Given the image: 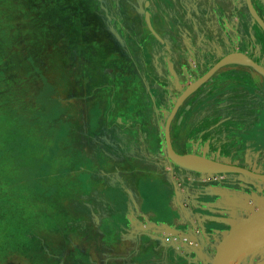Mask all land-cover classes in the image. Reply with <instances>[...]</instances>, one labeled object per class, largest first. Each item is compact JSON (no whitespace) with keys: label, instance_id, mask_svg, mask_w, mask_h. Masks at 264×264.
Instances as JSON below:
<instances>
[{"label":"crops","instance_id":"obj_1","mask_svg":"<svg viewBox=\"0 0 264 264\" xmlns=\"http://www.w3.org/2000/svg\"><path fill=\"white\" fill-rule=\"evenodd\" d=\"M156 2L161 8L147 7L146 43L131 39L118 60L99 66L106 81L82 91L86 153L74 174L82 199L97 202L82 200L74 206L81 214L64 220L42 214L44 231H32L27 212L47 210L34 200L52 193L43 173L12 186L0 201V264H213L218 245L203 246L202 236L218 223V196L226 207L239 187L264 194L260 47L246 42L236 52L235 36L249 29L210 2L185 18ZM176 96L185 98L168 142ZM17 159L31 161L24 151Z\"/></svg>","mask_w":264,"mask_h":264},{"label":"rangeland","instance_id":"obj_2","mask_svg":"<svg viewBox=\"0 0 264 264\" xmlns=\"http://www.w3.org/2000/svg\"><path fill=\"white\" fill-rule=\"evenodd\" d=\"M165 1L166 9L182 18L208 2L215 10L228 11L235 20L231 25L249 29L247 36H235V51H243L247 42L258 45L264 58V31L246 0ZM148 3L161 8L152 0H0V201L8 198L12 186L34 180L30 177L40 173L43 189L52 193L34 200L47 210L31 207L25 217L30 230L44 231L38 222L42 214L64 220L81 214L74 206L79 207L82 200L97 202L96 197L82 199L81 177L74 174L86 153L82 91L87 81H106L98 74L99 66L118 60L120 54L115 53L125 50L131 39L137 38L139 45L146 43ZM252 3L256 13L263 15L264 0ZM186 21L192 26L202 22L201 18ZM133 25L141 32L137 36ZM177 97L171 100V112ZM22 151L31 160L24 167L16 160ZM237 190L226 207L222 206L226 196H218V223L203 228V246L210 240L219 246L241 221L264 211V194L253 189L245 194L243 187ZM237 256L229 257L228 264H264L263 250Z\"/></svg>","mask_w":264,"mask_h":264},{"label":"water","instance_id":"obj_3","mask_svg":"<svg viewBox=\"0 0 264 264\" xmlns=\"http://www.w3.org/2000/svg\"><path fill=\"white\" fill-rule=\"evenodd\" d=\"M248 9L252 15V17L255 19V21L259 24V26L264 31V20L261 18L259 14L256 13L252 0H246ZM250 63L253 66H256V64L250 60ZM185 98V96H182L179 102L174 107L173 112L171 113L170 117L168 118L166 122V138L167 141L170 142V125L172 122V119L174 118L181 101ZM264 229V211L258 212L247 219L241 221L234 229L233 231L219 244L217 248L216 255L213 260V264H228L229 260V251L230 249L237 245L242 239H245L252 233L258 232L260 230Z\"/></svg>","mask_w":264,"mask_h":264},{"label":"bare ground","instance_id":"obj_4","mask_svg":"<svg viewBox=\"0 0 264 264\" xmlns=\"http://www.w3.org/2000/svg\"><path fill=\"white\" fill-rule=\"evenodd\" d=\"M244 60L245 59H242V61ZM253 250L264 251V229L252 233L245 239H242L237 245L233 246L229 251V257L234 258L238 255L237 257L244 258L248 253L252 252Z\"/></svg>","mask_w":264,"mask_h":264}]
</instances>
